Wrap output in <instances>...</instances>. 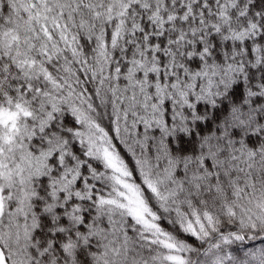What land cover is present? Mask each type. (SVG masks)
Here are the masks:
<instances>
[{
	"label": "snow or ice",
	"instance_id": "obj_1",
	"mask_svg": "<svg viewBox=\"0 0 264 264\" xmlns=\"http://www.w3.org/2000/svg\"><path fill=\"white\" fill-rule=\"evenodd\" d=\"M0 264H264V0H0Z\"/></svg>",
	"mask_w": 264,
	"mask_h": 264
}]
</instances>
